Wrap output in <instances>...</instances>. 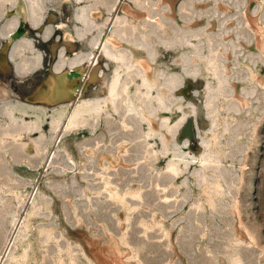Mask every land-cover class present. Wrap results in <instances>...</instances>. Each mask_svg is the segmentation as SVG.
<instances>
[{"label":"rangeland","instance_id":"374dc122","mask_svg":"<svg viewBox=\"0 0 264 264\" xmlns=\"http://www.w3.org/2000/svg\"><path fill=\"white\" fill-rule=\"evenodd\" d=\"M116 259L264 264V0H0V264Z\"/></svg>","mask_w":264,"mask_h":264},{"label":"bare ground","instance_id":"6f19581e","mask_svg":"<svg viewBox=\"0 0 264 264\" xmlns=\"http://www.w3.org/2000/svg\"><path fill=\"white\" fill-rule=\"evenodd\" d=\"M20 28H22V30H23V27L19 26L18 29L16 30L17 32L15 31L17 34L20 33V30H21ZM100 54H101V52L98 51L96 53V55L94 56V59H96V61L99 59ZM92 64H94V65L92 67L90 66V71L87 74V76L85 77L86 80L85 81L83 80L84 82H83L82 88H81V90L79 92H81L83 90L84 86L87 85V83L92 78V70L95 68V63L92 62ZM86 65L87 64L84 63L83 65L74 66L71 69H65L58 82L55 81V80H50L49 81V83L47 84L48 91H51L52 93H57L56 95H57L58 99L70 100L72 98V96H73L74 91H76L75 90L76 87L78 86L79 83H81L80 81L83 78V74H84V72H86L85 71L86 70ZM46 93H47V91H46ZM47 94H45L44 96H46ZM50 96L51 95H48L46 98H48L50 100L51 99ZM52 101H54V100L52 99ZM10 242H11V240L7 243V246H6V249H5L4 253H3V255L7 251ZM116 260L117 261H115V260H107V261L104 260L102 262V264H120L118 262L119 260L118 259H116Z\"/></svg>","mask_w":264,"mask_h":264},{"label":"water","instance_id":"95a60500","mask_svg":"<svg viewBox=\"0 0 264 264\" xmlns=\"http://www.w3.org/2000/svg\"><path fill=\"white\" fill-rule=\"evenodd\" d=\"M20 29H21V30H20V33H21L23 30H22V28H20ZM17 35H18V34H17Z\"/></svg>","mask_w":264,"mask_h":264}]
</instances>
